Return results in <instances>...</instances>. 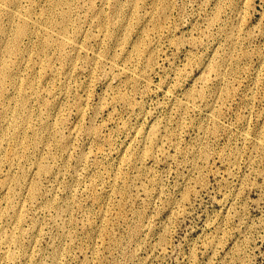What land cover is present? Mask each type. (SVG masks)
<instances>
[{"label": "rangeland", "instance_id": "rangeland-1", "mask_svg": "<svg viewBox=\"0 0 264 264\" xmlns=\"http://www.w3.org/2000/svg\"><path fill=\"white\" fill-rule=\"evenodd\" d=\"M43 1L44 0H40V4H45V1L44 2ZM84 1L86 2L88 1V2L86 3ZM92 1L90 0L72 1L74 4L72 3L71 6L72 9L71 20L74 23L75 21L76 23L78 22L80 24L79 26H81L80 27L81 29L78 34L80 36L76 35V38L75 35L73 36V34H71L72 30L70 29L68 31V35L70 34V37H74L75 39H78L77 42L79 41L78 44L81 46L79 50L82 51V52L78 51L80 58L78 57L79 59L77 58L74 61V63H72L73 66L71 64L68 70H66L62 66L63 64L60 62L62 64L61 65L59 63V60L54 56L53 48H48L45 53L46 55H43V56H48V55L53 56L52 57L53 65L51 64L52 68L48 67V69H46L45 71H42L43 69L41 68L42 69L41 76L39 75V77H36V78H40V80L39 79L37 80L38 82H37L36 91L38 92L39 90L41 91L39 92V95L37 94L38 92H36V94L33 95L34 97L31 98L30 100V105H31L30 108L32 114L31 118L33 117L32 119H30L31 120L30 125H34V126H30L27 129L28 135L31 136V132L36 129L41 118L42 117L44 118L45 116H47L45 117V119L49 121V123L52 125L53 128L56 127V125L58 126L54 128L55 133L58 131L56 134L57 136L60 137V135H62L61 136L62 138H67V135L69 136L71 133L72 135H70V138L68 139L69 145L67 144L66 149H63L64 151L60 148L61 147L60 145L58 144L56 145L57 142L50 144L48 141H43L42 142V144L44 143L43 145L40 143L41 146L39 147L38 151L41 152L42 150V152H45L48 150L47 148L49 149L52 148L51 150L55 152L53 160L50 161L53 170L52 174L43 175L40 178H38L39 183L40 184L42 183L40 185L41 194H39L34 199L32 200L27 199L25 195L26 189L24 187H21L22 189L20 187H17L16 194L17 193L19 194L15 195L16 199L18 198L20 204L22 205L23 213L25 210L24 220L22 221V228L24 227V229L25 228L29 229V227L31 226L30 220L32 216H33L32 218L37 219L38 226L40 225L39 226L40 228L37 226L38 229L37 230L35 229L33 231L32 235L34 236V242L29 246V250L30 249L31 250L30 251L28 250L27 257L21 255L19 258L16 259L15 262L11 263L9 260L4 259L0 254V259H2L0 261L1 262L0 264L6 262H8L6 264H10V263L40 264L43 261V258L45 261V263L43 261V264H47V263L48 264L50 263L51 264H82V263L85 264L87 263L88 264H264V135H261L263 139L262 137L257 136L258 135L257 131L260 130V128L263 130L264 133V115H263L264 114V109H263L264 108L263 105L264 104V86H263L264 85L263 83L264 82L263 81L264 80V76H263L264 75V0H165L167 5L164 10H162L163 8L161 7V5L159 6L160 3L156 5L154 3L153 5L152 0H149V2L148 0H142L139 3V8L137 6V8L135 7L134 9V7L131 8L129 5H127L124 8L125 12L128 15V23H127L128 27L124 33L122 27H120L118 31L116 29V34L112 35L114 38L109 34L108 30L110 25L108 26L107 23L111 19V17H113L115 0H106V1L92 0ZM89 2L91 3L89 4ZM26 3L28 4L29 0L27 1L22 0L23 6H26L27 5ZM85 3L87 4V6ZM157 6H159V8H157ZM95 7L98 8L96 9ZM78 9H79V13H78ZM156 9L159 11H157ZM135 10L136 11L138 10V12H136ZM163 11L166 12V14ZM89 12H91V14ZM97 13L101 15L100 16L98 14V17L100 16L99 17L100 20L97 17ZM144 14H146L147 16ZM150 14L152 19L150 17ZM163 15L166 16V20L164 19ZM212 16L213 17L215 16V18L211 23L210 18ZM97 21L98 24H96ZM153 22L159 23L157 29L156 28L151 29L153 26L152 25ZM91 25H93L94 27ZM105 25L108 28H106ZM159 25L162 28H160ZM82 27L85 28L83 29ZM86 27H88L87 30L89 31H86ZM142 27L144 28V30L148 28L147 33L146 31L143 33ZM228 29H232V34L235 39L234 47H229L228 41L226 39V33ZM151 31H153L154 34ZM97 32L98 33L102 32V33L101 34L99 33V36H96L98 35ZM151 34L154 37H152ZM141 35L143 36L142 38L144 40V45H143L144 48L140 52V56H138L139 57L138 58L136 57V55H139V53L135 55L134 50H132L133 47L132 45L130 46V44H132L134 40L139 41L140 37L138 36ZM102 37L105 38L104 41L103 39H101ZM118 37H121L124 40V42ZM33 40H36V38H33ZM118 41L119 43H121L120 45ZM146 41H148V43ZM151 41L152 42L154 41V43H152ZM25 42L29 43L28 40H26ZM89 45L91 47H89ZM66 47L67 48L65 49H67L68 52L71 51L73 52V49H71L70 46L68 47L67 45ZM88 48L93 49V51L92 50L90 51ZM95 50L97 52H95ZM129 50H132V53ZM149 50H151L152 52L154 51L153 62L152 65L146 66L145 65L147 64L146 57L148 56ZM89 54H91L92 56ZM130 55L133 56L131 57ZM91 57L93 58L95 57L94 60H92L93 58L91 59ZM130 60H132V62H130ZM218 60L223 61V62L221 61V63H223L224 65L222 64L221 67L223 70H225V76L223 79L220 80L216 76L215 70L210 69L208 66L209 64L211 67H213L212 65H214L215 61ZM124 62H126L125 66L123 65ZM130 63H133L136 66ZM96 64H98V66ZM105 64L107 67H110V70L105 66ZM128 64L130 65L128 66ZM86 65H88V67H85ZM55 66L57 67V69ZM78 67L80 69H78ZM82 68L83 70L84 69L85 70L83 71ZM134 68L135 70H133ZM24 69L29 72V68L27 66L25 67L23 66V68H21L22 70L21 74L23 73L22 76L28 74V72L25 71ZM37 69L39 70V68ZM51 69L54 70L53 72H55L56 70L57 71L53 73ZM58 69H60V71ZM131 69L133 71H131ZM105 70L106 71L109 70L111 72L108 71L106 73ZM120 70L122 74H120L121 73ZM132 72L133 74L131 75ZM179 72L181 73L179 74ZM204 72L209 73V75ZM45 73H47V76ZM200 73H203V75L201 76ZM101 74L103 76L106 75L105 78L102 77ZM205 74L206 77H204ZM208 76H210V78H208ZM50 77H52L51 78L52 80L50 79ZM198 77H202L201 80L203 82ZM213 77L214 79H212ZM62 78L66 80V82H64ZM129 78L131 80H129ZM127 79H128L127 81L128 84L125 85ZM129 81L131 82L129 83ZM146 82L148 83L149 88ZM63 86L64 88L69 87L66 88L69 92L66 89H63ZM42 87L44 89H42ZM159 88L160 91H158ZM212 88L216 89V91H218V94L216 92H215L216 94H214ZM59 90L66 93L59 92ZM120 92L123 93L124 95L126 94L127 97L125 98L126 101L124 98H121V96L119 97V95H121ZM189 92H191V94L194 93L193 96L191 95L192 97L190 95H187L189 94ZM183 96L184 98H182ZM172 98L175 100H173ZM180 98L182 101L184 99L185 100L182 102ZM46 99L47 100L54 99L59 104L58 107L59 108L62 107V109H57L58 108L57 107L55 110L47 114L45 109H43L44 107L42 104ZM172 100L179 103V105H177V103L175 104V102H172ZM179 100L182 104H180ZM215 100L216 102H214ZM33 101L35 103H33ZM186 101H188L190 105ZM207 101L211 102L213 110H211L209 106H207L206 104ZM77 102L80 106H82V108L76 104ZM173 103L175 104V106ZM176 106L177 108H175ZM76 108L77 109L81 108L83 112L81 111V109L77 110ZM202 108L204 110H202ZM95 109L96 112H98L97 114L98 116L97 115L94 116V113H96ZM58 111L60 112L58 113ZM259 113L262 116H260ZM154 114L157 116H155ZM36 116L39 117L36 118ZM137 116H139L140 118L139 117L137 118ZM161 117L163 118L161 119ZM54 118H55V123L54 122L51 123L54 120ZM93 118L94 121L93 122L90 121ZM155 118L157 123H155L156 122L154 120ZM60 122L61 125H59ZM152 123L156 125L157 124L160 125L161 123L160 126L157 125L158 126L157 131L160 132L158 134L156 132L155 135L156 137H154V141L152 143L153 147L152 145H149V138H148V132L150 131L151 128L150 126L154 125ZM176 124H178L180 127H178V125ZM90 125L94 128H98L95 129L96 131L95 134L93 135L88 134L85 130ZM73 128L75 129L77 128L79 132ZM29 129L32 131H30ZM119 129L121 131H119ZM125 131L127 132L125 133ZM169 132L171 133V135L173 134L172 137H170ZM143 133L147 136V139ZM244 133H246V135ZM72 136H76V138ZM259 138L261 142H259ZM161 140L164 141L165 146ZM255 140L258 141V144L256 146L257 148H255L254 146ZM5 141L1 142L2 146L4 145L3 147H1V149L2 148L5 149L9 146L10 143H8L6 139ZM170 141L174 142V143L172 142L174 146L171 144ZM46 143H48L47 144L49 145L48 147H46ZM143 143L146 144L144 145ZM128 144H131L133 147ZM170 144L172 147L170 146ZM87 145L89 146V148ZM155 145L159 147L161 146V148L159 149ZM125 146L128 148L130 154L133 152L132 153L133 155L132 154L130 155V159H131L129 161L130 163L124 161L122 162L121 159L119 160L121 156L119 154H121V152L126 148ZM143 146L152 147L150 149V154L148 153V156L150 157L149 160L147 154H144L145 155V156L143 155L144 157L141 155L140 158L138 159L135 157L137 154L141 153V151L144 148ZM167 147L169 148L167 149ZM188 147L190 149H188ZM191 147H193L194 149L193 148L191 149ZM67 148L69 149V151ZM127 148L123 152H125ZM4 149L0 151L1 152L0 154L3 153ZM89 149L90 152L87 153ZM159 150H161V152H159ZM151 151L153 152V155ZM157 151L158 153H156ZM175 151H177L178 153L176 152L174 154ZM203 151H205V153ZM109 152L111 154H109ZM80 154L84 155L83 161L82 160L79 161L78 159ZM168 156L170 157L168 158ZM30 157L27 158L28 160L20 159L22 163V164L20 163L21 164L20 166L24 165V168L26 167L25 169L28 172L30 171V173L27 175L28 179L32 177L30 176V174L32 175V170L34 168V159L36 155L32 154ZM227 157L230 159H228ZM32 158L34 159L32 160ZM142 159L144 160L142 161ZM152 159L154 160V162ZM30 160L33 162L31 163ZM188 160H190V162ZM232 160H235V162ZM229 161L232 162L230 163ZM0 162L2 163L0 164V178L3 179L8 174V172L9 173L19 172V168H17L19 164L16 165L14 164L12 166L8 164L5 160H1V158H0ZM191 162H193L194 165L191 164ZM26 165L30 167L27 168ZM2 166L4 167L2 168ZM7 167H9L8 168L9 170L7 169ZM111 167L113 168L111 169ZM146 167L149 168V170ZM96 169H98L99 171ZM64 171H66V173H64ZM73 171L74 172L77 171V172L74 173ZM124 171L125 173H123ZM80 173H81V177H80ZM137 173L140 174L138 175ZM118 174H120L121 177L120 178L117 177L116 179H114L115 175L118 176ZM127 174L129 179H127L126 177ZM146 175L148 177H146ZM55 176L57 179L54 178ZM110 176H112V178ZM56 180H58L59 182ZM107 180H109L108 182L110 183H106ZM48 182L49 183L51 182V184H48ZM121 182L123 185H120ZM129 182L130 184L127 185V183ZM60 183H61V187H60ZM139 184L142 185V188L144 189H141V186L139 187ZM160 184L161 186H159ZM75 187L78 190L76 192H75L76 190ZM84 187H86L87 189L86 188L84 189ZM120 188H124L125 193L120 191ZM136 189L137 191H135ZM45 190H47L48 192L46 193ZM22 191H24L25 193ZM118 191L121 196L118 194ZM106 193L110 194L106 199L107 202L106 201L99 202L98 200L95 199L96 194L105 195ZM73 195L75 197H73ZM0 196H1L0 207H6V201H5L6 198L1 193V190H0ZM22 198L24 200L26 198L27 202L25 201L23 203L24 200ZM42 198L51 199V201H54L53 204L55 206L59 205L63 209L69 203L70 206L69 205L67 206L66 208L67 211L63 210L61 211L62 213L55 214L57 212L55 206H52V208L41 206L42 205L41 202L43 200ZM118 201L119 204L117 205L118 206L117 207L116 204ZM100 203L103 204L102 205L103 207L101 206ZM176 203L179 204L180 208ZM106 205H108L109 207ZM39 207L40 208L42 207L43 209L42 208L40 209ZM100 207L102 211L100 210ZM89 209L92 210L93 212L92 211L90 212ZM103 209H105L106 211H103ZM33 210L35 212H33ZM104 212L107 213L105 214ZM101 213L104 214L103 215L104 217H101ZM111 213L112 214L114 213L115 216L114 214L111 215ZM48 215L50 216V218ZM56 215L57 216L60 215V216L57 217ZM41 216H43L42 219ZM81 216L83 218H81ZM85 216L88 218L86 219ZM8 217L9 214L8 215L5 214L4 217L0 219V229L4 227H7V229H9L10 217L9 218ZM109 217L110 218L112 217V219H110ZM50 219L53 220L51 221ZM41 220H43L45 225ZM61 220L63 223H61ZM87 220L89 222H87ZM82 221L84 223H82ZM95 221L96 223H94ZM105 222L107 225L105 224ZM2 223L4 224V226L1 227ZM60 223L63 224L64 226H62ZM88 223H90V225ZM99 223H101L102 225ZM103 224L104 227L106 228V232H102L101 234L99 229L101 228V226H103ZM58 225H60L61 227L60 226L58 227ZM96 226L98 227L97 230H95L94 228ZM43 232L45 234H43ZM36 233L39 234L38 237H37L38 234L36 235ZM26 235L21 236L22 242L23 241L27 242L29 238L28 237L29 234L27 236ZM95 235H96L95 237L96 239H94ZM99 235H101L102 237H100ZM69 236L71 237L68 238ZM36 238H38L37 241H39V243L36 242L35 240ZM100 241L102 243H100ZM86 243L88 244L86 245ZM66 246L70 248L68 249ZM10 247L11 249H14V246H10ZM18 248L16 250L20 251L21 248L20 247ZM36 248L37 250L35 252ZM81 248L83 249L81 250ZM55 250L57 251L61 250V251L54 259L52 254ZM37 251L40 253V254L38 253L39 255L37 254ZM29 253L31 254L30 258H28ZM90 253L93 256H91ZM94 254L97 257L94 256ZM49 256L51 259L49 258ZM62 256L63 258H61ZM83 260L86 262H84ZM28 261L29 263H27ZM37 261H40V263Z\"/></svg>", "mask_w": 264, "mask_h": 264}, {"label": "bare ground", "instance_id": "bare-ground-1", "mask_svg": "<svg viewBox=\"0 0 264 264\" xmlns=\"http://www.w3.org/2000/svg\"><path fill=\"white\" fill-rule=\"evenodd\" d=\"M27 1V0H26ZM45 1V4H40V0H29V3L26 5V6H23L22 5V0H0V151H2L4 148H2L1 149V147H3L2 146V141H5V139L8 141V143H10L9 144V146L7 147V146H5V147H7V148H5L4 149V151H3V153L2 154H0V158H1V160H5L8 164H10V165H16V164H19V166L17 167V168H19V172L18 173H9L8 172V174L2 179V178H0V179H2V180H0V187H1V193L4 195V197L6 198V207H0V219L1 218H3L4 217V215L5 214H9V217H10V227H9V229H7V227H4V228H1L0 229V254H1V256L4 258V259H7V260H9L11 263H13V262H15L16 261V259L17 258H19L21 255H23V256H26L27 257V253H28V250H29V246L31 245V244H33V242H34V236L32 235L33 234V231L36 229H38L37 228V226H38V221H37V219L36 218H32L31 217V220H30V227H29V229H24V227L22 228V221L24 220V213H25V210H24V213H23V209H22V205L20 204V201L18 200V198L16 199V197H15V195H18L19 193H17L16 194V189H17V187H24L25 189H26V197H27V199H29V200H32V199H34L35 197H37L39 194H41V184L39 183V181H38V178H40L41 176H43V175H51L52 174V164H51V160H53V158H54V153L55 152H53L51 149L52 148H47V149H45V150H47V151H45V152H42V150H41V152L40 151H38L39 150V147L41 146V144H42V142L43 141H48L50 144H53L54 142H57L56 143V145L58 144V145H60L61 147V149L63 150V149H66V146H67V144L69 143V138H70V135H72V133L68 136L67 135V138H62L61 136L62 135H60V137L59 136H57L56 134H57V132L55 133V130H54V128H56V127H58L57 125H56V127H52V125L49 123V121L48 120H46L45 119V117H47V116H45V115H43V116H45L44 118L42 117L41 118V120H40V122H39V124H38V126L36 127V129L35 130H30V131H32L31 132V136H29L28 135V128L30 127V126H34V125H30L31 124V120L30 119H32L31 118V108H30V100H31V98H33L34 96L33 95H35L36 94V92H38V91H36V88H37V80L39 79L40 80V78H36V77H39V75L41 76V70L42 71H45L46 69H48V67H50V68H52L51 67V64H52V60H53V56H50V55H48V56H43V55H46L45 53H46V51H47V49L48 48H53L54 49V56L59 60V63L66 69V70H68V68H69V66L72 64V63H74V61L79 57V53H78V51H81V50H79L80 48H81V46L78 44V42H77V40L78 39H75L76 38V35L77 36H80V35H78L79 34V32H80V27L81 26H79L80 24L78 23H76V21H75V23L74 22H72V20H71V15H72V9H71V6H72V1L73 0H44ZM43 1V2H44ZM83 1V0H82ZM90 1H92V0H90ZM101 1V0H100ZM106 1V0H105ZM140 1H142V0H115V7H114V13H113V17H111V19L108 21V23H107V25L109 26L110 25V27H109V34L112 36V35H115L116 34V29H117V31H118V29L120 28V27H122L123 28V33L127 30V23H128V15H127V13L125 12V7L127 6V5H129L131 8L132 7H134V9H135V7L137 8V6H138V8H139V3H140ZM153 1V5H154V3H155V5L156 4H159V6L161 5V7L163 8L162 10H164L165 8H166V1L165 0H152ZM78 2V1H77ZM80 2V1H79ZM84 2H86V1H84ZM88 2V1H87ZM86 2V3H87ZM92 2H94V1H92ZM148 2H149V0H148ZM76 3V2H75ZM85 3V4H86ZM91 2H89V4H90ZM107 3V2H106ZM168 3V2H167ZM25 4V3H24ZM74 4V3H73ZM82 4V3H81ZM80 4V5H81ZM102 4V3H101ZM76 5V4H75ZM79 5V6H80ZM94 5H96V4H94ZM153 5H152V7H153ZM83 6V5H82ZM86 6H87V4H86ZM88 6H90V5H88ZM93 6V5H92ZM128 6V7H129ZM159 6H157V8H159ZM75 7V6H74ZM74 7H73V10H74ZM78 8V7H77ZM82 8V7H81ZM86 8V7H85ZM90 8V7H89ZM96 8V7H95ZM98 8V7H97ZM96 8V9H97ZM168 8V7H167ZM80 9V8H79ZM79 9H78V13H79ZM145 9V8H144ZM149 9V8H148ZM152 9V8H151ZM76 10V9H75ZM81 10V9H80ZM90 10V9H89ZM94 10V9H93ZM140 10V9H139ZM154 10V9H153ZM152 10V11H153ZM157 10V9H156ZM100 11V10H99ZM127 11V10H126ZM130 11V10H129ZM136 11V10H135ZM146 11V10H145ZM149 11V10H148ZM157 11H159V10H157ZM136 12H138V10L136 11ZM141 12V11H140ZM151 12V11H150ZM164 12V11H163ZM75 13V12H74ZM73 13V14H74ZM90 14H91V12H89ZM135 13V12H134ZM161 13V12H160ZM165 14H166V12H164ZM80 14H82V13H80ZM98 14L99 13H97V17H98ZM140 14V13H139ZM148 14V13H147ZM162 14V13H161ZM76 15V14H75ZM100 15V14H99ZM130 15V14H129ZM141 15V14H140ZM144 15H146V14H144ZM143 15V16H144ZM160 15V14H159ZM87 16V15H86ZM101 16V15H100ZM99 16V17H100ZM135 16V15H134ZM147 16V15H146ZM164 16V19L166 20V16L165 15H163ZM91 17V16H90ZM99 17H98V19H99ZM142 17V16H141ZM150 17H151V14H150ZM159 17V16H158ZM160 17H162V16H160ZM96 18V17H95ZM214 18H215V16L213 17H211L210 18V21H211V23H212V21L214 20ZM73 19V18H72ZM97 19V20H98ZM142 19V18H141ZM148 19V18H147ZM151 19H152V17H151ZM156 19H158V18H156ZM163 19V18H162ZM217 19V18H216ZM75 20V19H74ZM73 20V21H74ZM91 20V19H90ZM100 20V19H99ZM102 20V19H101ZM144 20V19H143ZM143 20H142V22H143ZM95 21V20H94ZM103 21V20H102ZM145 21V20H144ZM153 21V20H152ZM162 21V20H161ZM92 22V21H91ZM101 22V21H100ZM141 22V21H140ZM209 22V21H208ZM94 23V22H93ZM219 23V22H218ZM221 23V22H220ZM92 24V23H91ZM96 24H98V21H97V23ZM95 24V25H96ZM158 24L159 23H154L153 22V26L152 25H150V26H152V28L151 29H153V28H156L157 29V26H158ZM233 24V23H232ZM99 25H101V24H99ZM129 25V24H128ZM143 25H145V24H143ZM161 25V24H160ZM159 25V26H160ZM86 26V25H85ZM89 26V25H88ZM91 26H93V25H91ZM106 26V25H105ZM148 26V25H147ZM162 26V25H161ZM160 26V28H162ZM94 27V26H93ZM100 27V26H99ZM141 27V26H140ZM145 27V26H144ZM168 27V26H167ZM233 27H234V25H233ZM233 27H232V29H233ZM83 28V27H82ZM85 28V27H84ZM83 28V29H84ZM87 28L88 27H86V31H89V30H87ZM106 28H108L107 26H106ZM143 28V27H142ZM165 28V27H164ZM69 29L70 30H72V32H71V34H73V36L75 35V38L74 37H70V34L68 35V31H69ZM91 29V28H90ZM96 29V28H95ZM99 29V28H98ZM223 29V28H222ZM232 29H228V31H227V33H226V39H227V41H228V44H229V47H234V37H233V34H232ZM235 29V28H234ZM101 30V29H100ZM147 30H148V28L147 29H145L144 30V28L142 29V31H143V33L146 31V33H147ZM169 30V29H168ZM220 30V29H219ZM55 31V32H54ZM82 31V30H81ZM85 31V32H86ZM140 31V30H139ZM149 31H150V29H149ZM159 31V30H158ZM162 31V30H161ZM160 31V32H161ZM103 32V31H102ZM102 32H99L100 34L102 33ZM151 32H153V31H151ZM236 32V31H235ZM93 33V32H92ZM98 33V32H97ZM99 33H98V35H96V36H99ZM104 33V32H103ZM118 33V32H117ZM157 33V32H156ZM223 33V32H222ZM138 34V33H137ZM153 34H154V32H153ZM161 34V33H160ZM159 34V35H160ZM163 34V33H162ZM236 34V33H235ZM83 35V34H82ZM81 35V36H82ZM94 35V36H95ZM144 35V34H143ZM152 35V34H151ZM238 35H239V33H238ZM72 36V35H71ZM88 36V35H87ZM93 36V37H94ZM102 36H104V35H102ZM145 36V35H144ZM155 36H156V34H155ZM83 37V36H82ZM113 37V36H112ZM138 37H140V40L139 41H133L132 42V44H130V46L132 45V50H134V52H135V55L136 54H138L139 53V55H136V57H138V56H140V52L142 51V49L144 48L143 47V45H144V40H143V36L141 35V36H138ZM137 37V38H138ZM151 37V36H150ZM152 37H154L153 35H152ZM33 38H36V40H33ZM73 38V39H72ZM98 38V37H97ZM100 38V37H99ZM114 38V37H113ZM112 38V39H113ZM119 39H121V40H123L121 37H118ZM145 38V37H144ZM147 38H149V37H147ZM225 38V37H224ZM85 39V38H84ZM101 39H103V41H104V37H102ZM111 39V38H110ZM109 39V40H110ZM238 39V38H237ZM26 40H28L29 41V43H26L25 41ZM86 40V39H85ZM85 40H83V41H85ZM149 40V39H148ZM151 40V39H150ZM156 40V39H155ZM89 41V40H88ZM99 41H102V40H99ZM157 41V40H156ZM116 42V41H115ZM120 42H122V41H120ZM123 42H124V40H123ZM147 43H148V41H146ZM145 42V43H146ZM152 42V41H151ZM237 42V41H236ZM118 43H119V41H118ZM126 43V42H125ZM152 43H154V41L152 42ZM180 43V42H179ZM178 43V44H179ZM225 43V42H224ZM83 44V43H82ZM92 44V43H91ZM104 44V43H103ZM121 43H119V45H120ZM157 44V43H156ZM177 44V43H176ZM68 45V47L70 46L71 47V49H73V52L71 51V52H68L67 51V49H65V48H67L66 46ZM86 45V44H85ZM145 46H147V45H145ZM155 46V45H154ZM178 46V45H177ZM85 47H87V46H85ZM89 47H91L90 45H89ZM98 47H99V45H98ZM98 47H96V48H98ZM124 47V46H123ZM179 47V46H178ZM92 48H94V47H92ZM226 48V47H225ZM89 49V48H88ZM151 49H152V47H151ZM222 49V48H221ZM69 50V49H68ZM87 50V49H86ZM85 50V51H86ZM90 51L92 50L93 51V49H89ZM132 50H129V51H131V53H132ZM219 50V49H218ZM49 51V50H48ZM88 51V50H87ZM225 51V50H224ZM229 51V50H228ZM232 51V50H231ZM51 52V51H50ZM82 52V51H81ZM84 52V51H83ZM95 52H97L96 50H95ZM100 52H101V50H100ZM154 52V51H153ZM153 52L151 51V50H149V52H148V56L146 57V63L147 64H145L146 66H150V65H152V62H153ZM52 53V52H51ZM89 53V52H88ZM130 53V52H129ZM215 53V52H214ZM48 54V53H47ZM93 54V53H92ZM98 54V53H97ZM158 54V53H157ZM216 54V53H215ZM214 54V55H215ZM224 54V53H223ZM231 54V53H230ZM230 54H228V55H230ZM84 55H85V53H84ZM88 55V54H87ZM86 55V56H87ZM89 55H91V54H89ZM102 55V54H101ZM141 55H142V53H141ZM92 56V55H91ZM94 56V55H93ZM97 56V55H96ZM131 56V55H130ZM133 56V55H132ZM131 56V57H132ZM88 57V56H87ZM99 57V56H98ZM106 57V56H105ZM135 57V56H134ZM218 57V56H217ZM230 57V56H229ZM80 58V57H79ZM78 58V59H79ZM93 57H91V59H92ZM95 58V57H94ZM94 58L92 59V60H94ZM139 58V57H138ZM141 58V57H140ZM87 59V58H86ZM89 59V58H88ZM97 59V58H96ZM105 59V58H104ZM120 59V58H119ZM124 59V58H123ZM128 59V58H127ZM133 59V58H132ZM135 59H137V58H135ZM215 59V58H214ZM230 59V58H229ZM83 60V59H82ZM81 60V61H82ZM92 60H91V62H92ZM102 60V59H101ZM116 60V59H115ZM140 60V59H139ZM210 60V59H209ZM224 60V59H223ZM80 61V60H79ZM96 61V60H95ZM94 61V62H95ZM99 61V60H98ZM118 61V60H117ZM121 61V60H120ZM125 61V60H124ZM129 61V60H128ZM127 61V62H128ZM135 61H137V60H135ZM142 61V60H141ZM144 61V60H143ZM155 61V60H154ZM206 61V60H205ZM222 61V60H221ZM221 61L220 60H218V61H215V64L214 65H212L213 67H211L209 64H208V66H209V68L210 69H213V70H215V74H216V76L218 77V79L220 80V79H223L224 78V76H225V70H223L222 69V67H221V65L223 64V63H221ZM225 61V60H224ZM89 62V61H88ZM130 62H132V60H130ZM145 62V61H144ZM223 62V61H222ZM78 63H81V62H78ZM125 63L126 62H124V66H125ZM136 63V62H135ZM141 63V62H140ZM76 64V63H75ZM84 64V63H83ZM82 64V65H83ZM94 64V63H93ZM104 64V63H103ZM130 64H133V63H130ZM130 64H128V66L130 65ZM203 64V63H202ZM230 64V63H229ZM228 64V65H229ZM53 65V64H52ZM97 66H98V64H96ZM114 65V64H113ZM133 65H135V64H133ZM153 65H154V63H153ZM207 65V64H206ZM224 65V64H223ZM23 66L25 67V66H27L28 68H29V72L27 71V70H25V71H27L28 72V74L27 75H25V76H22V74H21V72H22V70H21V68H23ZM57 66V65H56ZM55 66V67H56ZM72 66H73V64H72ZM76 66V65H75ZM79 66V65H78ZM105 66H106V64H105ZM123 66V67H124ZM136 66V65H135ZM145 66V67H146ZM54 67V66H53ZM59 67V66H58ZM81 67V66H80ZM85 67H88V65H86ZM91 67V66H90ZM89 67V68H90ZM107 67V66H106ZM122 67V68H123ZM127 67V66H126ZM125 67V68H126ZM131 67V66H130ZM151 67H153V66H151ZM37 68H39V70L37 69ZM42 68V69H41ZM92 68V67H91ZM101 68H102V65H101ZM107 68H109V70H110V67H107ZM112 68V67H111ZM117 68H118V66H117ZM121 68V67H120ZM125 68H124V70H125ZM132 68H133V66H132ZM141 68H142V66H141ZM148 68V67H147ZM204 68V67H203ZM206 68V67H205ZM208 68V67H207ZM54 69V68H53ZM53 69H51L52 70V72L55 70H53ZM56 69H57V67H56ZM70 69H72V68H70ZM77 69V68H76ZM78 69H80L79 67H78ZM96 69V68H95ZM115 69V68H114ZM113 69V70H114ZM146 69V68H145ZM144 69V70H145ZM226 69V68H225ZM59 71H60V69H58ZM82 70H83V68H82ZM85 70V69H84ZM83 70V71H84ZM92 70V69H91ZM97 70V69H96ZM103 70V69H102ZM109 70H105L106 71V73L109 71ZM118 70H119V68H118ZM133 70H135V68L133 69ZM132 69H131V71H133ZM143 70V71H144ZM203 70V69H202ZM212 70V71H213ZM25 71H23V72H25ZM48 71H50V70H48ZM57 71V70H56ZM55 71V72H56ZM73 71H74V69H73ZM98 71V70H97ZM129 71V70H128ZM147 71V70H146ZM151 71V70H150ZM204 71V70H203ZM55 72H53V73H55ZM67 72V71H66ZM69 72V71H68ZM92 72V71H91ZM99 72V71H98ZM109 72H111V71H109ZM120 72H121V70H120ZM120 72H118V73H120ZM124 72V71H123ZM130 72V71H129ZM128 72V73H129ZM139 72V71H138ZM140 72H142V71H140ZM152 72V71H151ZM206 72H207V70H206ZM206 72H204V73H206ZM44 73V72H43ZM51 73V72H50ZM72 73V72H71ZM87 73H89V72H87ZM103 73V72H102ZM105 73V74H106ZM181 72H179V74H180ZM46 74V76H47V73H45ZM48 74H49V72H48ZM52 74V73H51ZM50 74V75H51ZM57 74V73H56ZM84 74H86V73H84ZM91 74H93V73H91ZM90 74V75H91ZM120 74H122V72L120 73ZM130 74V73H129ZM133 74V72L131 73V75ZM147 74V73H146ZM201 74V76L203 75V73H200ZM199 74V75H200ZM206 74H208L209 75V73H206ZM206 74L204 75V77H206ZM228 74V73H227ZM232 74V73H231ZM53 75V74H52ZM51 75V76H52ZM58 75H60V74H58ZM69 75V74H68ZM73 75V74H72ZM71 75V76H72ZM78 75V74H77ZM76 75V76H77ZM89 75V76H90ZM102 75V74H101ZM107 75V74H106ZM105 75V76H106ZM111 75V74H110ZM182 75V74H181ZM180 75V76H181ZM61 76H62V74H61ZM64 76H67V75H64ZM105 76H103L102 75V77H104L105 78ZM212 76H214V75H212ZM231 76V75H230ZM264 76V75H263ZM68 77H70V76H68ZM115 77H118V76H115ZM138 77H139V74H138ZM148 77V76H147ZM41 78H43V77H41ZM52 77H50V79H51ZM101 78V77H100ZM107 78V77H106ZM136 78H137V76H136ZM135 78V79H136ZM196 78H197V76H196ZM198 78H200V80H201V78L202 77H198ZM208 78H210V76H208ZM46 79V78H45ZM48 79H49V77H48ZM56 79H57V77H56ZM69 79H71V78H69ZM112 79V78H111ZM146 79H148V78H146ZM195 79V78H194ZM212 79H214V77L212 78ZM231 79V78H230ZM261 79V78H260ZM42 80V79H41ZM52 80V79H51ZM51 80H50V83H51ZM58 80H59V78H58ZM62 80H64L63 78H62ZM61 80V81H62ZM68 80V79H67ZM102 80V79H101ZM106 80V79H105ZM118 80V79H117ZM129 80H131L130 78H129ZM205 80V79H204ZM215 80H216V78H215ZM218 80V81H219ZM225 80V79H224ZM45 81H47V80H45ZM61 81H59V82H61ZM122 81V80H121ZM127 81H128V79L126 80V84L125 85H127L128 83H127ZM141 81H143V80H141ZM145 81H147V80H145ZM198 81V80H197ZM202 81V80H201ZM206 81V80H205ZM214 81V80H213ZM228 81V80H227ZM264 81V80H263ZM43 82V81H42ZM53 82H54V80H53ZM58 82V81H57ZM64 82H66V80H64ZM103 82V81H102ZM131 81H129V83H130ZM133 82V81H132ZM135 82H136V80H135ZM203 82V81H202ZM216 82H217V80H216ZM232 82V81H231ZM49 83V82H48ZM49 83V84H50ZM56 83V82H55ZM54 83V84H55ZM67 83H68V81H67ZM207 83V82H206ZM214 83V82H213ZM264 83V82H263ZM60 84V83H59ZM63 84V83H62ZM61 84V85H62ZM120 84V83H119ZM146 84H147V86H148V83L146 82ZM145 84V85H146ZM217 84V83H216ZM219 84H220V82H219ZM225 84V83H224ZM64 85H66V84H64ZM105 85V84H104ZM116 85V84H115ZM131 85V84H130ZM204 85V84H203ZM49 86H51V85H49ZM53 86V85H52ZM57 86V85H56ZM117 86V85H116ZM136 86V85H135ZM205 86V85H204ZM228 86V85H227ZM232 86V85H231ZM264 86V85H263ZM47 87V86H46ZM45 87V88H46ZM55 87V86H54ZM53 87V88H54ZM161 87V86H160ZM226 87V86H225ZM229 87H230V85H229ZM57 88V87H56ZM66 88H69V87H66ZM66 88H64V86H63V89H66ZM148 88H149V86H148ZM211 88V87H210ZM224 88V87H223ZM42 89H44L43 87H42ZM47 89V88H46ZM115 89V88H114ZM162 89V88H161ZM170 89V88H169ZM168 89V90H169ZM49 90V89H48ZM53 90H55V89H53ZM67 90V89H66ZM113 90V89H112ZM171 90V89H170ZM223 90V89H222ZM232 90V89H231ZM41 90H39V92H40ZM52 91V90H51ZM64 91V90H63ZM68 91V90H67ZM158 91H160V88L158 89ZM162 91V90H161ZM166 91V90H165ZM164 91V92H165ZM212 91H214V94H218V91H216V89H214V88H212ZM211 91V92H212ZM39 92L37 93L38 95H39ZM54 92V91H53ZM52 92V93H53ZM59 92H62V91H60L59 90ZM69 92V91H68ZM68 92H67V94H68ZM167 92V91H166ZM202 92V91H201ZM204 92V91H203ZM216 92V93H215ZM233 92V91H232ZM46 93H47V90H46ZM49 93V92H48ZM62 93H66V92H62ZM121 93V92H120ZM43 94V93H42ZM169 94V93H168ZM194 94V93H193ZM193 94H191V92H189V94H187V95H192L193 96ZM204 94V93H203ZM224 94V93H223ZM229 94V93H228ZM246 94V93H245ZM62 95V94H61ZM165 95V94H164ZM199 95H201V94H199ZM207 95V94H206ZM43 96V95H42ZM52 96V95H51ZM54 96V95H53ZM63 96V95H62ZM121 96V98H127L126 97V94L124 95L123 93H121V95H119V97ZM189 96V97H190ZM191 96V97H192ZM248 96V95H247ZM56 97V96H55ZM61 97V96H60ZM131 97V96H130ZM185 97H187V96H185ZM195 97V96H194ZM193 97V98H194ZM246 97V96H245ZM263 97V96H262ZM43 98V97H42ZM47 98V97H46ZM58 98H59V95H58ZM62 98V97H61ZM64 98H66V97H64ZM174 98V97H173ZM172 98V99H173ZM177 98V97H176ZM182 98H184V96L182 97ZM211 98V97H210ZM209 98V99H210ZM222 98V97H221ZM229 98V97H228ZM83 99V98H82ZM190 99V98H189ZM200 99V98H199ZM244 99V98H243ZM263 99V98H262ZM36 100H37V98H36ZM35 100V101H36ZM40 100V99H39ZM63 100V99H62ZM115 100V99H114ZM173 100H175V99H173ZM172 100V102H175V101H173ZM180 100H181V98H180ZM180 100H179V102H180ZM185 100V99H184ZM183 100V101H184ZM187 100V99H186ZM208 100V99H207ZM246 100V99H245ZM41 101V100H40ZM80 101V100H79ZM78 101V102H79ZM86 101V100H85ZM118 101V100H117ZM122 101V100H121ZM120 101V102H121ZM125 101H126V99H125ZM182 101V100H181ZM182 101V102H183ZM212 101V100H211ZM247 101V100H246ZM78 102L76 103L77 105H79L78 104ZM82 102V101H81ZM187 103H188V101H186ZM194 102V101H193ZM214 102H216V100L214 101ZM218 102H219V100H218ZM33 103H35L34 101H33ZM62 103H63V101H62ZM123 103V102H122ZM122 103H121V105H122ZM177 102H175V104H176ZM203 103V102H202ZM32 104V103H31ZM41 104V103H40ZM43 104V109H45V111L47 112V114L48 113H50L51 111H53V110H55L57 107H58V103H57V101H55L54 99L53 100H44V103H42ZM81 104H83V103H81ZM128 104V103H127ZM174 104V103H173ZM175 104H174V106H175ZM180 104H182L181 102H180ZM189 104V103H188ZM206 104H207V106H209V108L211 109V110H213V107H212V104H211V102H206ZM214 104V103H213ZM216 104V103H215ZM262 104V103H261ZM60 105H61V103H60ZM125 105V104H124ZM177 105H179V103H177ZM190 105V104H189ZM194 105H196V104H194ZM264 105V104H263ZM114 106V105H113ZM173 106V105H172ZM41 107V106H40ZM39 107V108H40ZM64 107H66V106H64ZM79 107H81L82 108V106H80L79 105ZM181 107H182V105H181ZM187 107V106H186ZM195 107H197V106H195ZM219 107V106H218ZM80 108V109H81ZM125 108V107H124ZM175 108H177V106L175 107ZM174 108V109H175ZM57 109H62V107L61 108H57ZM77 109V108H76ZM79 109V108H78ZM77 109V110H78ZM79 109V110H80ZM85 109V108H84ZM96 109H97V107H96ZM96 109H95V112H96ZM184 109V108H183ZM208 109V108H207ZM264 109V108H263ZM68 110V109H67ZM191 110V109H190ZM202 110H204L203 108H202ZM210 110V111H211ZM262 110V109H261ZM39 111V110H38ZM43 111V110H42ZM41 111V112H42ZM81 111L83 112V110L81 109ZM85 111V110H84ZM98 111V110H97ZM178 111H179V109H178ZM181 111V110H180ZM185 111V110H184ZM183 111V112H184ZM217 111V110H216ZM46 112H44V113H46ZM60 111H58V113H59ZM260 112H262V111H260ZM39 113V112H38ZM54 113V112H53ZM56 113V112H55ZM75 113V112H74ZM171 113V112H170ZM177 113V112H176ZM62 114V113H61ZM64 114H66V113H64ZM98 114V112H96V113H94V116L95 115H97ZM112 114V113H111ZM152 114V113H151ZM178 114V113H177ZM186 114V113H185ZM216 114V113H215ZM34 115V114H33ZM59 115V114H58ZM58 115H55V116H58ZM63 115V114H62ZM76 115H77V113H76ZM155 115V114H154ZM184 115V114H183ZM199 115V114H198ZM214 115V114H213ZM259 115H260V113H259ZM264 115V114H263ZM52 116V115H51ZM54 116V117H55ZM64 116V115H63ZM67 116V115H66ZM98 116V115H97ZM111 116V115H110ZM155 116H157V115H155ZM182 116V115H181ZM209 116V115H208ZM260 116H262V115H260ZM37 117H39V116H36V118ZM139 116H137V118H138ZM151 117V116H150ZM166 117V116H165ZM176 117V116H175ZM179 117H180V114H179ZM185 117V116H184ZM210 117H212V116H210ZM53 118V117H52ZM56 118H58V117H56ZM59 118H61V117H59ZM117 118V117H116ZM140 118V117H139ZM163 117H161V119H162ZM170 118V117H169ZM177 118V117H176ZM209 118V117H208ZM215 118V117H214ZM63 119H64V117H63ZM67 119V118H66ZM114 119V118H113ZM203 119V118H202ZM259 119V118H258ZM52 120V119H51ZM61 120V119H60ZM155 121H156V118L154 119ZM153 120V121H154ZM167 120H168V118H167ZM182 120H184V119H182ZM35 121V120H34ZM58 121V120H57ZM62 121H64V120H62ZM90 121H94V118L92 119V120H90ZM205 121V120H204ZM212 121V120H211ZM51 122V121H50ZM55 123V118H54V120L51 122V123ZM165 122V121H164ZM163 122V123H164ZM176 122V121H175ZM180 122V121H179ZM184 122V121H183ZM239 122V121H238ZM58 123V122H57ZM91 123V122H90ZM121 123H122V121H121ZM155 123H157V121L155 122ZM161 123H162V121H161ZM161 123H160V125H161ZM168 123V122H167ZM177 123V122H176ZM217 123V122H216ZM77 124V123H76ZM124 124V123H123ZM152 124H154V123H152ZM158 124H159V122H158ZM157 124V125H158ZM59 125H61V122L59 123ZM74 125V124H73ZM156 124H154V125H152V126H150L151 128H150V131L148 132V138H149V145H152V143H153V141H154V137H156L155 135H156V132H157V134L160 132V131H157V127L158 126H160V125H158L157 126ZM176 125H178V124H176ZM204 125V124H203ZM238 125V124H237ZM64 126H66V125H64ZM63 126V127H64ZM76 126V125H75ZM240 126V125H239ZM62 127V126H61ZM77 127V126H76ZM162 127V126H161ZM164 127H166V126H164ZM177 127V126H176ZM178 127H180L179 125H178ZM198 127V126H197ZM202 127V126H201ZM208 127V126H207ZM133 128V127H132ZM131 128V129H132ZM135 128V127H134ZM138 128H140V127H138ZM228 128V127H227ZM31 129H32V127H31ZM58 129V128H57ZM64 129H66V128H64ZM73 129H75V128H73ZM95 129H98V128H94V127H92L91 125L90 126H88L85 130H86V132L88 133V134H91V135H93V134H95ZM123 129H124V127H123ZM164 129V128H163ZM175 129H178V128H175ZM60 130H61V128H60ZM75 130H77V128L75 129ZM83 130V129H82ZM159 130H160V127H159ZM167 130V129H166ZM241 130V129H240ZM63 131V130H62ZM61 131V132H62ZM78 131V130H77ZM119 131H121L120 129H119ZM141 131H143V130H141ZM169 131V130H168ZM167 131V132H168ZM177 131V130H176ZM200 131H202V130H200ZM255 131V130H254ZM69 132H71V131H69ZM79 132V131H78ZM123 132V131H122ZM127 131H125V133H126ZM132 132V131H131ZM130 132V133H131ZM138 132V131H137ZM213 132V131H212ZM243 132H246V131H243ZM74 133V132H73ZM147 133V132H146ZM170 133V132H169ZM176 133V132H175ZM174 133V134H175ZM178 133V132H177ZM197 133H198V130H197ZM203 133V132H202ZM241 133V132H240ZM68 134V133H67ZM97 134V133H96ZM99 134V133H98ZM129 134V133H128ZM134 134H135V132H134ZM139 134V133H138ZM142 134V133H141ZM144 134V133H143ZM165 134H166V132H165ZM164 134V135H165ZM245 135H246V133H244ZM257 136H259V137H262L261 135H264V133H263V130L260 128V130H258L257 131ZM82 135V134H81ZM127 135V134H126ZM130 135V134H129ZM145 135V134H144ZM143 135V136H144ZM169 135V134H168ZM173 135V134H172ZM172 135H171V133H170V137H172ZM209 135V134H208ZM242 135V134H241ZM254 135H256V134H254ZM85 136V135H84ZM137 136V135H136ZM146 136V135H145ZM166 136V135H165ZM176 136V135H175ZM197 136V135H196ZM244 136V135H243ZM72 137H75L76 138V136H72ZM71 137V138H72ZM158 137H160V136H158ZM167 137V136H166ZM200 137V136H199ZM237 137V136H236ZM241 137V136H240ZM239 137V138H240ZM252 137V136H251ZM254 137V136H253ZM163 138V137H162ZM165 138V137H164ZM168 138V137H167ZM244 138V137H243ZM256 138V137H255ZM254 138V139H255ZM4 139V140H3ZM134 139V138H133ZM137 139V138H136ZM143 139V138H142ZM146 139H147V136H146ZM169 139V138H168ZM167 139V140H168ZM200 139V138H199ZM262 139H263V137H262ZM261 139V140H262ZM125 140V139H124ZM139 140V139H138ZM156 140H158V139H156ZM155 140V141H156ZM167 140H165V141H167ZM172 140V139H171ZM175 140V139H174ZM197 140V139H196ZM243 140V139H242ZM242 140H240V141H242ZM72 141V140H71ZM86 141V140H85ZM111 141V140H110ZM130 141H131V139H130ZM140 141V140H139ZM138 141V142H139ZM143 141H145V140H143ZM146 141H148V140H146ZM162 141V140H161ZM195 141V140H194ZM199 141V140H198ZM197 141V142H198ZM6 142V141H5ZM88 142V141H87ZM127 142V141H126ZM163 142V144H164V141H162ZM171 142V144H172V142L173 141H170ZM176 142V141H175ZM247 142V141H246ZM252 142V141H251ZM259 142H261L260 141V138H259ZM4 143V142H3ZM41 143V144H40ZM111 143V142H110ZM122 143V142H121ZM131 143V142H130ZM168 143H169V141H168ZM174 143V142H173ZM195 143V142H194ZM199 143H201V142H199ZM241 143V142H240ZM44 144V143H43ZM42 144V145H43ZM48 143H46V147H48L49 145H47ZM127 144V143H126ZM133 144V143H132ZM140 144V143H139ZM144 144V143H143ZM146 144V143H145ZM144 144V145H145ZM171 144H170V146H171ZM196 144V143H195ZM257 144H258V141L257 140H255L254 141V146H255V148H257L256 146H257ZM55 145V146H56ZM69 145V144H68ZM71 145V144H70ZM112 145V144H111ZM128 145H131V144H128ZM127 145V146H128ZM134 145V144H133ZM157 145H158V143H157ZM173 145V144H172ZM192 145V144H191ZM253 145V144H252ZM251 145V146H252ZM261 145V144H260ZM262 145H263V143H262ZM54 146V147H55ZM73 146H74V144H73ZM88 146V145H87ZM121 146V145H120ZM132 146V145H131ZM148 146V145H147ZM144 147L143 148V150L141 151V153L140 154H137L135 157L138 159V158H140V156L142 155H144V154H147V156H148V153L150 154V149L153 147V145H152V147L151 146H149V147ZM156 146V145H155ZM163 146V145H162ZM164 146H165V144H164ZM168 146V145H167ZM169 146V147H170ZM174 146V145H173ZM180 146V145H179ZM193 146V145H192ZM199 146V145H198ZM208 146V145H207ZM45 147V148H46ZM52 147V146H51ZM95 147V146H94ZM111 147V146H110ZM126 147V146H125ZM124 147V148H125ZM130 147V146H129ZM133 147V146H132ZM139 147V146H138ZM156 147H158L159 149L161 148V146L159 147V146H156ZM169 147H167V149L169 148ZM172 147V146H171ZM176 147V146H175ZM194 147V146H193ZM193 147H191V149L193 148ZM205 147V146H204ZM259 147V146H258ZM21 148V149H20ZM56 148V147H55ZM79 148V147H78ZM77 148V149H78ZM88 148H89V146H88ZM87 148V149H88ZM97 148V147H96ZM99 148V147H98ZM127 148V147H126ZM125 148V149H126ZM141 148V147H140ZM162 148H164V147H162ZM184 148V147H183ZM252 148H254V147H252ZM252 148H251V150H252ZM41 149H42V147H41ZM68 149V148H67ZM72 149H73V147H72ZM84 149V148H83ZM93 149V148H92ZM113 149V148H112ZM118 149V148H117ZM124 149V150H125ZM130 149V148H129ZM166 149V150H167ZM177 149V148H176ZM188 149H190L189 147H188ZM194 149V148H193ZM263 149V148H262ZM55 150H57V149H55ZM115 150V149H114ZM123 150V151H124ZM133 150V149H132ZM172 150H173V148H172ZM186 150V149H185ZM64 151V150H63ZM68 151H69V149H68ZM71 151V150H70ZM102 151V150H101ZM119 151V150H118ZM122 151V152H123ZM187 151V150H186ZM191 151V150H190ZM59 152V151H58ZM58 152H57V155H58ZM67 152V151H66ZM66 152H64V153H66ZM85 152H87V151H85ZM90 152V149H89V151L87 152V153H89ZM92 152V151H91ZM106 152H107V150H106ZM121 152V154H119V155H121L120 156V158H119V160L121 159V161L123 162H129L131 159H130V155L133 153H131L130 154V152L128 151V148H127V150L125 151V152H123L122 153ZM137 152V151H136ZM159 152H161V150H159ZM164 152V151H163ZM169 152V151H168ZM177 151H175L174 152V154L176 153ZM204 153H205V151H203ZM1 153V152H0ZM71 153V152H70ZM83 153V152H82ZM114 153V152H113ZM135 153V152H134ZM151 153H152V155H153V152L151 151ZM156 153H158V151L156 152ZM165 153V152H164ZM178 153V152H177ZM223 153V152H222ZM236 153V152H235ZM234 153V154H235ZM252 153V152H251ZM36 155V157H35V159L34 158H32V160L34 159V168H33V170H32V175L30 174V176H32L31 178H29L28 179V177H27V175L30 173V171L28 172L25 168H24V165H22V166H20L22 163H21V161H20V159L21 160H25V159H27V158H29L31 155ZM38 154V155H37ZM72 154V153H71ZM109 154H111L110 152H109ZM160 154H162V153H160ZM159 154V155H160ZM168 154V153H167ZM171 154V153H170ZM169 154V155H170ZM173 154V155H174ZM188 154V153H187ZM200 154H203V153H200ZM56 155V156H57ZM67 155V154H66ZM93 155V154H92ZM133 155V154H132ZM157 155V154H156ZM155 155V156H156ZM164 155V154H163ZM162 155V156H163ZM207 155H208V153H207ZM207 155H205V156H207ZM222 155V154H221ZM98 156V155H97ZM111 156V155H110ZM115 156V155H114ZM145 156V155H144ZM143 156V157H144ZM158 156V155H157ZM190 156V155H189ZM219 156V155H218ZM61 157V156H60ZM63 157V156H62ZM68 157V156H67ZM99 157V156H98ZM109 157V156H108ZM107 157V158H108ZM117 157V156H116ZM132 157V156H131ZM149 157V156H148ZM170 156H168V158H169ZM171 157H173V156H171ZM183 157V156H182ZM201 157V156H200ZM199 157V158H200ZM237 157V156H236ZM31 158V157H30ZM56 158V157H55ZM84 158V155L83 154H80L79 155V157H78V159H79V161L80 160H84L83 159ZM118 158V157H117ZM158 158V157H157ZM187 158V157H186ZM203 158V157H202ZM223 158V157H222ZM228 158V157H227ZM250 158V157H249ZM89 159V158H88ZM87 159V160H88ZM105 159V158H104ZM145 159V158H144ZM144 159H142V161L144 160ZM150 159V157L148 158V160ZM156 159V158H155ZM184 159V158H183ZM194 159V158H193ZM205 159V158H204ZM219 159V158H218ZM225 159V158H224ZM228 159H230V158H228ZM235 159V158H234ZM28 160V159H27ZM26 160V161H27ZM87 160H86V162H87ZM113 160V159H112ZM153 160V159H152ZM157 160V159H156ZM160 160V159H159ZM163 160H165V159H163ZM169 160V159H168ZM31 161V160H30ZM73 161H75V160H73ZM116 161V160H115ZM117 161H118V159H117ZM134 161V160H133ZM136 161V160H135ZM161 161V160H160ZM189 162H190V160H188ZM192 161V160H191ZM221 161V160H220ZM232 161H234L235 162V160H232ZM231 161V162H232ZM2 162V161H1ZM0 162V164H2ZM33 161H31V163H32ZM53 162V161H52ZM64 162V161H63ZM102 162V161H101ZM113 162V161H112ZM137 162V161H136ZM150 162V161H149ZM153 162H154V160H153ZM230 162V161H229ZM230 162V163H231ZM21 163V164H20ZM27 163V162H26ZM30 163V162H29ZM57 163V162H56ZM109 163V162H108ZM130 163V162H129ZM129 163H127V164H129ZM131 163H133V162H131ZM152 163V162H151ZM197 163V162H196ZM60 164V163H59ZM79 164H81V163H79ZM78 164V165H79ZM84 164V163H83ZM126 164V163H125ZM142 164V163H141ZM145 164H147V163H145ZM150 164V163H149ZM156 164V163H155ZM191 164H193V162H191ZM28 165V164H27ZM26 165V166H27ZM30 165V164H29ZM61 165V164H60ZM76 165V164H75ZM110 165V164H109ZM112 165H113V163H112ZM120 165V164H119ZM121 165H123V164H121ZM187 165V164H186ZM194 165V164H193ZM196 165V164H195ZM54 166H55V164H54ZM83 166V165H82ZM92 166V165H91ZM95 166V165H94ZM115 166V165H114ZM147 166V165H146ZM153 166V165H152ZM4 166H2V168H3ZM28 167H30V166H27V168ZM76 167V166H75ZM107 167H108V165H107ZM120 167H122V166H120ZM123 167H125V166H123ZM148 167V166H147ZM146 167V168H147ZM150 167V166H149ZM191 167V166H190ZM192 167H194V166H192ZM9 167H7V169H8ZM63 168V167H62ZM87 168V167H86ZM113 167H111V169H112ZM117 168H118V165H117ZM116 168V169H117ZM133 168V167H132ZM145 168V169H146ZM196 168V167H195ZM30 169V168H29ZM54 169H56V168H54ZM107 169V168H106ZM109 169H110V167H109ZM129 169V168H128ZM135 169V168H134ZM133 169V170H134ZM137 169V168H136ZM148 170H149V168H147ZM152 169V168H151ZM189 169V168H188ZM188 169H187V171H188ZM9 170V169H8ZM7 170V171H8ZM60 170V169H59ZM75 170V169H74ZM82 170V169H81ZM96 170H98V169H96ZM115 170V169H114ZM122 170V169H121ZM13 171H15V170H13ZM55 171H57V170H55ZM85 171V170H84ZM99 171V170H98ZM106 171V170H105ZM104 171V172H105ZM110 171V170H109ZM119 171V170H118ZM126 171V170H125ZM125 171L123 172V173H125ZM132 171V170H131ZM144 171V170H143ZM151 171V170H150ZM150 171H147V172H150ZM59 172V171H58ZM74 172V171H73ZM77 172V171H76ZM76 172H74V173H76ZM81 172V171H80ZM90 172H91V170H90ZM112 172V171H111ZM120 172V171H119ZM5 173V172H4ZM64 173H66V171H64ZM97 173V172H96ZM107 173H109V172H107ZM115 173H116V171H115ZM129 173V172H128ZM132 173V172H131ZM141 173V172H140ZM139 173V174H140ZM152 173V172H151ZM200 173V172H199ZM85 174V173H84ZM112 174V173H111ZM138 174V173H137ZM138 174V175H139ZM62 175V174H61ZM83 175V174H82ZM124 175V174H123ZM123 175H122V177H123ZM131 175V174H130ZM133 175V174H132ZM3 176V175H2ZM56 176H57V173H56ZM56 176L54 177V178H56ZM93 176V175H92ZM114 176V175H113ZM135 176V175H134ZM133 176V177H134ZM141 176V175H140ZM48 177V176H47ZM61 177V176H60ZM80 177H81V173H80ZM86 177V176H85ZM95 177V176H94ZM94 177H93V179H94ZM98 177V176H97ZM111 178H112V176H110ZM120 178L121 177V175L120 174H118V176L117 175H115V178L114 179H116V178ZM127 179H129L128 178V174H127ZM142 177V176H141ZM141 177H139V178H141ZM146 177H148L147 175H146ZM53 178V179H54ZM78 178V177H77ZM136 178V177H135ZM138 178V177H137ZM57 179V178H56ZM59 179V178H58ZM92 179V180H93ZM96 179V178H95ZM99 179V178H98ZM133 179V178H132ZM132 179H131V181H132ZM143 179V178H142ZM145 179V178H144ZM154 179V178H153ZM48 180V179H47ZM52 180V179H51ZM50 180V181H51ZM60 180V179H59ZM106 180V179H105ZM111 180V179H110ZM140 180V179H139ZM146 180V179H145ZM56 181H58V180H56ZM91 181V180H90ZM94 181V180H93ZM109 180H107L106 181V183H110V182H108ZM129 181V180H128ZM136 181H137V179H136ZM141 181V180H140ZM147 181V180H146ZM53 182V181H52ZM59 182V181H58ZM96 182V181H95ZM98 182V181H97ZM113 182V181H112ZM114 182H116V181H114ZM122 182H123V180H122ZM122 182H121V184L120 185H123L122 184ZM126 182V181H125ZM143 182V181H142ZM157 182V181H156ZM159 182V181H158ZM63 183V182H62ZM87 183V182H86ZM119 183H120V181H119ZM134 183V182H133ZM133 183H131V184H133ZM140 183V182H139ZM48 184H51V182L49 183L48 182ZM59 184V183H58ZM73 184V183H72ZM82 184V183H81ZM80 184V185H81ZM84 184V183H83ZM90 184V183H89ZM99 184V183H98ZM113 184V183H112ZM128 184H130V182L129 183H127V185ZM136 184V183H135ZM69 185V184H68ZM117 185V184H116ZM119 185V186H120ZM49 186H51V185H49ZM54 186H55V184H54ZM74 186V185H73ZM72 186V187H73ZM85 186H87V185H85ZM104 186H106V185H104ZM109 186V185H108ZM111 186V185H110ZM136 186H138V185H136ZM141 186V189H144V188H142V185H140L139 184V187ZM159 186H161V184L159 185ZM60 187H61V183H60ZM72 187H70V188H72ZM112 187H114V186H112ZM135 187V186H134ZM143 187H145V186H143ZM19 188V189H20ZM52 188H53V186H52ZM86 187H84V189H85ZM100 188V187H99ZM111 188V187H110ZM138 188V187H137ZM22 189V188H21ZM58 189V188H57ZM56 189V190H57ZM75 189H76V187H75ZM74 189V190H75ZM82 189V188H81ZM87 189V188H86ZM97 189V188H96ZM109 189V188H108ZM156 189V188H155ZM159 189V188H158ZM43 190V189H42ZM52 190H54V189H52ZM83 190V189H82ZM111 190H113V189H111ZM127 190V189H126ZM140 190V189H139ZM145 190H147V189H145ZM46 191V193L48 192L47 190H45ZM51 191V190H50ZM49 191V192H50ZM64 191H66V190H64ZM71 191V190H70ZM69 191V192H70ZM73 191V190H72ZM76 191H78L77 189L75 190V192ZM81 191V190H80ZM120 191H122V192H124L125 193V190H124V188H120ZM135 191H137V189L135 190ZM161 191V190H160ZM18 192V191H17ZM22 192H24V191H22ZM24 192V193H25ZM44 192V191H43ZM42 192V193H43ZM60 192V191H59ZM86 192H87V190H86ZM106 192V191H105ZM121 192V193H122ZM147 192V191H146ZM162 192V191H161ZM160 192V193H161ZM46 193H45V195H46ZM64 193V192H63ZM71 193V192H70ZM74 193V192H73ZM92 193V192H91ZM110 193V192H109ZM105 194V195H99V194H96L95 195V199L96 200H98L99 202L100 201H106V199L108 198V196L110 195V194ZM112 193V192H111ZM149 193V192H148ZM117 194V193H116ZM118 194H119V191H118ZM129 194V193H128ZM145 194V193H144ZM53 195H55V194H53ZM64 195H66V194H64ZM70 195V194H69ZM72 195V194H71ZM91 195V194H90ZM114 195V194H113ZM120 195V194H119ZM127 195V194H126ZM149 195V194H148ZM60 196V195H59ZM63 196V195H62ZM68 196V195H67ZM121 196V195H120ZM1 197V196H0ZM3 197V196H2ZM18 197V196H17ZM51 197V196H50ZM73 197H75L74 195H73ZM117 197V196H116ZM115 197V198H116ZM38 198H40V197H38ZM53 198V197H52ZM56 198V197H55ZM55 198H54V200H55ZM64 198V197H63ZM92 198V197H91ZM91 198H90V200H91ZM114 198V199H115ZM136 198V197H135ZM23 199V198H22ZM43 199V198H42ZM82 199V198H81ZM117 199V198H116ZM124 199V198H123ZM24 200V199H23ZM64 200V199H63ZM79 200V199H78ZM110 200V199H109ZM120 200H121V198H120ZM127 200H128V198H127ZM127 200H126V202H127ZM1 201H2V199H1ZM4 201V200H3ZM26 201V198H25V200L23 201V203ZM67 201V200H66ZM83 201V200H82ZM117 201V200H116ZM22 202V201H21ZM27 202V201H26ZM53 202L54 201H51V199H49V198H44L43 200H42V205L41 206H44V207H51L52 208V206H55L54 204H53ZM58 202V201H57ZM78 202H80V201H78ZM107 202V201H106ZM110 202V201H109ZM108 202V203H109ZM175 202H176V200H175ZM22 203V204H23ZM35 203V202H34ZM61 203V202H60ZM125 203V202H124ZM180 203V202H179ZM5 204V203H4ZM32 204V203H31ZM70 204V203H69ZM68 204V205H69ZM93 204V203H92ZM101 204V203H100ZM112 204V203H111ZM119 204V201L117 202V204H116V206ZM175 204V203H174ZM177 204V203H176ZM181 204V203H180ZM63 205V204H62ZM68 205H66V207H64V209L63 208H61L59 205H56L55 207H56V211H54V212H56L55 214H59V213H62L61 211H63V210H66L67 211V206ZM103 204H101V206H102ZM178 205V207H179V204H177ZM3 206V205H2ZM30 206V205H29ZM37 206V205H36ZM40 206V205H39ZM70 206V205H69ZM74 206V205H73ZM106 206H108V205H106ZM174 206V205H173ZM31 207V206H30ZM35 207V206H34ZM83 207V206H82ZM85 207V206H84ZM93 207V206H92ZM103 207V206H102ZM109 207V206H108ZM115 207V206H114ZM118 207V206H117ZM177 207V208H178ZM25 208V207H24ZM40 208V207H39ZM42 208V207H41ZM40 208V209H41ZM48 208H47V211H48ZM69 208V207H68ZM125 208V207H124ZM176 208V207H175ZM180 208V207H179ZM43 209V208H42ZM70 209V208H69ZM92 209V208H91ZM107 209H109V208H107ZM37 210V209H36ZM50 210V209H49ZM79 210V209H78ZM90 210V209H89ZM97 210H98V208H97ZM100 210L102 211V209H101V207H100ZM128 210V209H127ZM87 211V210H86ZM92 210H90V212H91ZM103 211H106L105 209H103ZM109 211V210H108ZM117 211V210H116ZM115 211V212H116ZM32 212V211H31ZM33 212H35L34 210H33ZM52 212V211H51ZM84 212V211H83ZM93 212V211H92ZM96 212V211H95ZM123 212H124V210H123ZM39 213V212H38ZM64 213H66V212H64ZM73 213V212H72ZM87 213V212H86ZM89 213V212H88ZM105 214L107 213V212H104ZM35 214V213H34ZM48 214H49V212H48ZM69 214V213H68ZM110 214V213H109ZM114 214V213H113ZM112 213H111V215H113ZM131 214V213H130ZM134 214V213H133ZM166 214V213H165ZM169 214V213H168ZM31 215V214H30ZM33 215V214H32ZM36 215V214H35ZM54 215V214H53ZM96 215V214H95ZM104 214L103 213H101V217H104L103 216ZM118 215V214H117ZM27 216V215H26ZM49 216V215H48ZM57 216V215H56ZM56 216H54V217H56ZM60 216V215H59ZM59 216H57V217H59ZM110 216V215H109ZM114 216H115V214H114ZM122 216V215H121ZM8 217V218H9ZM36 217V216H35ZM42 217L43 216H41V219H42ZM63 217V216H62ZM86 217V216H85ZM90 217V216H89ZM94 217V216H93ZM28 218H29V216H28ZM27 218V219H28ZM49 218H50V216H49ZM48 218V219H49ZM51 218H52V216H51ZM81 218H83L82 216H81ZM88 217H86V219H87ZM110 218V217H109ZM124 218V217H123ZM7 219V218H6ZM67 219V218H66ZM77 219V218H76ZM106 219V218H105ZM104 219V220H105ZM110 219H112V217L110 218ZM137 219V218H136ZM5 220V219H4ZM51 220V219H50ZM49 220V221H50ZM53 220V219H52ZM51 220V221H52ZM56 220H57V218H56ZM84 220V219H83ZM92 220V219H91ZM96 220V219H95ZM101 220V219H100ZM114 220V219H113ZM116 220V219H115ZM128 220V219H127ZM42 222H43V220H41ZM94 221V220H93ZM53 222H55V221H53ZM87 222H89L88 220H87ZM101 222V221H100ZM116 222V221H115ZM24 223V222H23ZM57 223V222H56ZM61 223H63L62 222V220H61ZM60 223V224H61ZM64 223H66V222H64ZM82 223H84L83 221H82ZM94 223H96V221L94 222ZM112 223V222H111ZM117 223V222H116ZM3 224V223H2ZM1 224V227L2 226H4V224L2 225ZM39 224H40V222H39ZM43 224H44V222H43ZM43 224H41V225H43ZM89 225H90V223H88ZM99 224H101V223H99ZM105 224H106V222H105ZM123 224V223H122ZM45 225V224H44ZM51 225V224H50ZM49 225V226H50ZM62 226H64L63 224H61ZM84 225V224H83ZM91 225H92V223H91ZM94 225V224H93ZM102 225V224H101ZM107 225V224H106ZM105 225V226H106ZM115 225V224H114ZM28 226V225H27ZM40 226V225H39ZM38 226V227H39ZM60 225H58V227H59ZM71 226V225H70ZM99 226V225H98ZM112 226V225H111ZM42 227V226H41ZM46 227V226H45ZM61 227V226H60ZM72 227V226H71ZM92 227V226H91ZM113 227V226H112ZM111 227V228H112ZM40 228V227H39ZM95 228V230H97L98 229V227L96 226V227H94ZM110 228V227H109ZM42 229V228H41ZM41 229H40V231H41ZM113 229V228H112ZM50 230V229H49ZM61 230V229H60ZM69 230V229H68ZM39 231V232H40ZM59 231V230H58ZM99 231L101 232V234H102V232H106V228L104 227V224H103V226H101V228L99 229ZM134 231V230H133ZM37 232V231H36ZM45 232V231H44ZM43 232V234H45ZM57 232V231H56ZM70 232V231H69ZM94 232V231H93ZM98 232V231H97ZM50 233H51V231H50ZM108 233H110V232H108ZM112 233V232H111ZM28 235L29 234V238H28V240H27V242H25V241H21V236L22 235ZM38 233H36V235H37ZM48 234H49V232H48ZM72 234V233H71ZM93 234V233H92ZM98 234V233H97ZM105 234V233H104ZM26 235V236H27ZM35 235V236H36ZM61 235V234H60ZM63 235V234H62ZM74 235V234H73ZM133 235V234H132ZM39 236V234L37 235V237ZM44 236V235H43ZM100 237H102L101 235H99ZM41 237V236H40ZM52 237V236H51ZM56 237V236H55ZM71 236H69L68 238H70ZM96 237V235L94 236V239H96L95 238ZM73 238V237H72ZM87 238V237H86ZM90 238V237H89ZM93 238V237H92ZM99 238V237H98ZM37 239L38 238H36L35 240H36V242L37 243H39V241H37ZM41 239V238H40ZM93 239V240H94ZM164 239V238H163ZM64 240V239H63ZM71 240V239H70ZM101 240V239H100ZM104 240V239H103ZM53 241V240H52ZM102 241V240H101ZM100 241V243H102ZM25 242V243H24ZM35 242V243H36ZM95 242H96V240H95ZM34 243V244H35ZM52 243V242H51ZM217 243V242H216ZM88 243H86V245H87ZM36 245V244H35ZM38 245V244H37ZM52 245H54V244H52ZM56 245V244H55ZM104 245V244H103ZM211 245V244H210ZM209 245V246H210ZM215 245H218V244H215ZM10 246H14V249H11V247ZM58 246V245H57ZM90 246V245H89ZM98 246V245H97ZM99 246H100V244H99ZM98 246V247H99ZM18 247H20L21 248V250L20 251H17L16 249L18 248ZM59 247H60V245H59ZM67 247V246H66ZM211 247V246H210ZM63 248V247H62ZM61 248V249H62ZM68 248V247H67ZM70 248V247H69ZM68 248V249H69ZM85 248V247H84ZM97 248V247H96ZM215 248H217V247H215ZM214 248V249H215ZM19 249V248H18ZM33 249V248H32ZM59 249V248H58ZM83 248H81V250H82ZM94 249V248H93ZM214 249H212V250H214ZM31 250V249H30ZM29 250V251H30ZM36 250H37V248L35 249V252H36ZM86 250V249H85ZM84 250V251H85ZM210 250H211V248H210ZM34 251V250H33ZM61 251V250H60ZM60 251H57V250H55L54 252H53V258L55 259L56 257H57V255H58V253L60 252ZM84 251H83V253H84ZM98 251V250H97ZM81 252V251H80ZM92 252V251H91ZM32 253V252H31ZM39 252L37 251V254H38ZM64 253H66V252H64ZM93 253H94V251H93ZM98 253V252H97ZM97 253H96V255H97ZM40 254V253H39ZM38 254V255H39ZM61 254V253H60ZM91 254V253H90ZM30 253H29V257L28 258H30ZM62 255V254H61ZM95 254H94V256H96ZM101 255V254H100ZM33 256V255H32ZM35 256H36V254H35ZM47 256V255H46ZM84 256V255H83ZM89 256V255H88ZM91 256H93L92 254H91ZM39 257V256H38ZM37 257V258H38ZM43 257H44V255H43ZM85 257V256H84ZM97 257V256H96ZM32 258V257H31ZM45 258H47V257H45ZM49 258H50V256H49ZM61 258H63V256L61 257ZM86 258V257H85ZM99 258H100V256H99ZM51 259V258H50ZM91 259H92V257H91ZM96 259V258H95ZM2 259H0V261H1ZM6 260V261H7ZM21 260V259H20ZM30 260V259H29ZM41 260V259H40ZM46 260V259H45ZM59 260H61V259H59ZM85 260V259H84ZM83 260V261H84ZM5 261V260H4ZM3 261V262H4ZM42 261V260H41ZM43 261H44V258H43ZM43 261L41 262L42 264H43ZM64 261H66V260H64ZM89 261V260H88ZM98 261V260H97ZM2 262V263H3ZM37 262H39L40 263V261H37ZM84 262H86V261H84ZM90 262V261H89ZM1 263V262H0ZM6 263H8V262H6ZM6 263H3V264H6ZM10 263V264H11ZM18 263V262H17ZM25 263H26V261H25ZM27 263H29V261L27 262ZM34 263V262H33ZM40 263V264H41ZM44 263H45V261H44ZM53 263V262H52ZM60 263H62V262H60ZM64 263V262H63ZM48 264V263H47ZM51 264V263H50ZM82 264H85V263H82ZM88 264V263H87Z\"/></svg>", "mask_w": 264, "mask_h": 264}]
</instances>
